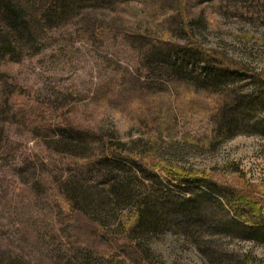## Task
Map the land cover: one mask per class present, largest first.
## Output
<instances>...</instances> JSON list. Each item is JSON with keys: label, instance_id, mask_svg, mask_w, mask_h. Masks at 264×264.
Wrapping results in <instances>:
<instances>
[{"label": "rangeland", "instance_id": "374dc122", "mask_svg": "<svg viewBox=\"0 0 264 264\" xmlns=\"http://www.w3.org/2000/svg\"><path fill=\"white\" fill-rule=\"evenodd\" d=\"M107 1H66L43 34L27 17L34 38L19 43L17 60L0 57V262L264 264V243L249 238L259 232L255 217L264 224V136L242 124V133L211 143L213 101L180 88L173 68L185 60L194 78L207 75L176 49L199 44L231 72L264 78V0H120L116 13ZM229 77L243 94L253 91L247 78ZM256 106L244 115L259 122ZM172 171L244 186L254 207L244 213L232 200L229 212L222 196L200 194L188 211L199 209L206 228L166 230L134 247L121 223L132 222L133 206L113 219L87 203L84 216L72 206V190L94 186L105 197L127 175L142 196L179 197L166 179Z\"/></svg>", "mask_w": 264, "mask_h": 264}, {"label": "trees", "instance_id": "16d2710c", "mask_svg": "<svg viewBox=\"0 0 264 264\" xmlns=\"http://www.w3.org/2000/svg\"><path fill=\"white\" fill-rule=\"evenodd\" d=\"M66 1L68 0H0V57L6 59L14 58L17 60V56L21 50L19 43H28L35 35L34 30L36 28L30 29L29 22H26V18L30 16L34 24L39 23L41 26H38V29L40 28L38 31L42 34L48 32L52 29L51 26H53V23L57 20H53L54 18L52 17L56 14V11L59 12L60 7L58 6H62L63 4V6H65L64 8H66V5H64ZM54 2H56V5ZM118 2H120V0H108L106 2L108 4H105L106 6L104 8H109L110 11L116 13L117 7H115L114 4ZM82 12V8H80L76 15L79 14V17H81L83 16L81 15ZM117 18L118 16L116 17V14L112 16L114 22ZM5 27H7L8 30H6ZM98 30H101V28ZM106 34L105 32V35ZM197 45H178V47L176 45V49L181 50L178 52V55L184 56L187 61L195 60L199 65H202L203 67L199 69L208 73L207 75L203 76L200 74L198 77L194 78L188 71V62L185 63V60H183L180 65L175 63L176 65L173 68L177 70L176 74L178 78L176 80L180 81V88L193 93L202 94L203 96L205 95L206 99L213 101L214 104L208 108L209 119H211L215 126L213 135L209 139L211 143L229 139L236 133H242V124L245 127L248 126L247 128L249 131H247V133L258 132L264 136V119L258 122V120L253 121L247 119L244 115L245 112L249 111L255 105H257L255 108L262 111L264 115L263 76L244 68L238 70L231 69L234 71L231 72L227 69L229 66L218 58L219 55L207 51L199 44ZM169 58L170 64H174L172 57ZM179 70L181 71L180 73L178 72ZM182 73H184V75ZM233 73L240 74L241 78H247L251 81L253 91L243 94L241 88L234 87V85L228 83V80L231 82V79L228 78H231L229 76ZM170 80H173V78ZM59 132L61 137H64L66 131L59 130ZM121 160L127 164L129 163L131 168H138L137 166H139L136 163L138 160L130 156L124 157ZM114 166L116 168L122 167L121 164L117 163H115ZM144 171L152 175V181L157 182L159 180L158 175L160 174L156 169L146 167ZM166 179H171L176 184L175 188L179 193V197L173 196L171 192L165 193L163 197H157L154 191V193L150 191L149 194L146 193V195L143 194L142 196V194L135 191V184L129 179V175H127L126 182H123V180L112 181L105 197H102L100 190H94V186L88 188L89 193L84 191L78 192L79 189H74V191H71V203L73 204L72 206H79V208L77 207L75 209L78 210L77 212H81L79 215L85 213L82 206L84 203H87L88 205L94 206L93 208L98 209L102 216L108 215V217L111 216L112 219L117 212L121 211L122 213V210L127 208V206H133L135 214L132 222L122 221L121 223L124 228L123 241L131 245L133 244L134 247L137 246L136 243H133L134 241L141 243L143 238L157 236L166 230L174 228H181L184 230L186 227H194L199 230L206 228V223L203 219H200L199 209H195V215L188 211L192 206L196 208V204L198 203L197 197L200 194L202 197L212 194H215L216 197L222 196V199L219 201L223 202L226 210L229 212L232 209V200L234 202L236 201L239 204L238 206L244 204V213L248 212L247 207H254L250 204L252 203L254 205V202H252V200H254L252 192L244 190V186H232L203 176L183 175L175 171L170 172ZM93 196H99V198L93 200ZM177 199L182 200V203L178 204V202L174 201ZM224 199L226 201H223ZM65 201H67V199ZM239 218L237 214L236 217L232 218L234 219L232 222L234 224H238V222L241 223ZM256 218L257 217L252 221H254L253 225L257 227L255 230H259V232H253L254 234L249 235V238H258V240L264 243V224H262L261 221L257 222ZM108 256L112 255L108 254ZM0 264L2 263L0 262Z\"/></svg>", "mask_w": 264, "mask_h": 264}]
</instances>
